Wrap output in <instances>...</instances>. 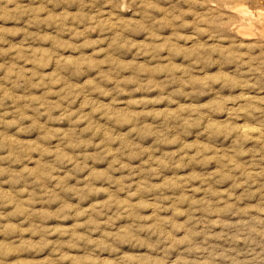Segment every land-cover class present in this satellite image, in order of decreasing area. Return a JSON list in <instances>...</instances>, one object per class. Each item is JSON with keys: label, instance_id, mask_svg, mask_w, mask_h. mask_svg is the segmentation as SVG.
<instances>
[{"label": "rangeland", "instance_id": "rangeland-1", "mask_svg": "<svg viewBox=\"0 0 264 264\" xmlns=\"http://www.w3.org/2000/svg\"><path fill=\"white\" fill-rule=\"evenodd\" d=\"M241 5L264 14L0 0V253L264 264V22Z\"/></svg>", "mask_w": 264, "mask_h": 264}, {"label": "bare ground", "instance_id": "bare-ground-1", "mask_svg": "<svg viewBox=\"0 0 264 264\" xmlns=\"http://www.w3.org/2000/svg\"><path fill=\"white\" fill-rule=\"evenodd\" d=\"M237 1H239V0H237ZM247 2V1H246ZM243 3H244V1H243ZM258 4V3H257ZM232 7V6H231ZM231 9H233V10H236V12L237 13H239L241 16H244V17H248V19L247 20H249V21H251V20H254L255 22H258L259 24H261V23H263L264 22V14L262 13V10H261V12H257V13H251L250 12V10H248L247 9V7H244V6H235V7H232ZM224 13V12H223ZM233 13V12H232ZM216 18V17H215ZM248 25V24H247ZM250 27V23H249V25H248V29L246 30V32L244 33L243 31V35H248V36H250V32H249V28ZM240 30H242V29H240ZM239 30V31H240ZM241 38V37H240ZM240 130V129H239ZM242 131V130H241ZM257 131V130H256ZM260 131V130H259ZM246 133V135L248 134V135H256L254 132V130L253 129H249V128H245V129H243V132L242 133ZM262 132V131H261ZM264 134V133H263ZM256 136H258V135H256ZM262 136V135H261ZM260 137V136H259ZM255 138V137H254ZM264 140V139H263ZM262 141V140H261ZM264 142V141H263Z\"/></svg>", "mask_w": 264, "mask_h": 264}, {"label": "clouds", "instance_id": "clouds-1", "mask_svg": "<svg viewBox=\"0 0 264 264\" xmlns=\"http://www.w3.org/2000/svg\"><path fill=\"white\" fill-rule=\"evenodd\" d=\"M15 247L18 246H14V248L9 251L15 250ZM0 264H16V261L15 259H10L8 256V251H5L3 253H0Z\"/></svg>", "mask_w": 264, "mask_h": 264}]
</instances>
